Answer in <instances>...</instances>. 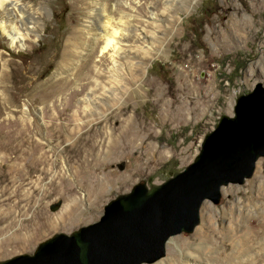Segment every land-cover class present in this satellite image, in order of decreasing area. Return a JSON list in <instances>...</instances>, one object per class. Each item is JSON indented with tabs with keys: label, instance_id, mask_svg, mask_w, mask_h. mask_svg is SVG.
Here are the masks:
<instances>
[{
	"label": "rangeland",
	"instance_id": "obj_1",
	"mask_svg": "<svg viewBox=\"0 0 264 264\" xmlns=\"http://www.w3.org/2000/svg\"><path fill=\"white\" fill-rule=\"evenodd\" d=\"M20 1L29 6V0ZM36 1L44 5V10L37 5L31 9L39 31L25 40L23 49L10 48L0 28V261L33 255L52 236H70L99 221L104 206L134 185L150 189L183 171L219 119L233 116L236 99L258 83L264 87V0ZM104 5L115 19L132 20L144 31L122 52L121 82L127 86L118 104L109 102L100 86L113 89L110 60L99 66L100 76L81 80L76 75L89 54L83 46L90 38L88 23ZM146 34L149 44L143 43ZM145 44L146 55L133 53ZM99 56L100 51L97 60ZM65 62L74 68L67 87L51 81ZM132 73L138 78L131 83ZM77 85L87 88L69 96ZM89 97L97 101L90 107L93 117L82 119L88 121L85 127L67 139L65 125L73 129L75 122L66 121L64 109L75 111ZM122 106L125 112H119ZM58 113L61 117L53 120ZM58 124L60 137L51 134ZM110 128L122 132L116 140L118 155L75 172L84 158L72 143L84 145L85 139L93 141ZM31 149L37 158L45 154L56 159L49 174L30 165ZM219 193L217 204L202 201L193 232L171 236L165 255L143 264L173 257L176 264H264V156L256 160L250 178L221 185ZM56 204L59 208L51 211ZM207 214L211 217L205 222ZM63 218L68 228L49 227ZM14 236L33 238L32 249L11 252L13 245L2 247V240Z\"/></svg>",
	"mask_w": 264,
	"mask_h": 264
},
{
	"label": "water",
	"instance_id": "obj_2",
	"mask_svg": "<svg viewBox=\"0 0 264 264\" xmlns=\"http://www.w3.org/2000/svg\"><path fill=\"white\" fill-rule=\"evenodd\" d=\"M264 156V87L239 96L233 116H222L207 133L193 162L150 189L136 184L103 208L99 221L40 243L33 255L0 264H143L165 255L174 235L199 224L203 200L217 204L219 188L250 178ZM59 204L52 205L56 211Z\"/></svg>",
	"mask_w": 264,
	"mask_h": 264
},
{
	"label": "bare ground",
	"instance_id": "obj_3",
	"mask_svg": "<svg viewBox=\"0 0 264 264\" xmlns=\"http://www.w3.org/2000/svg\"><path fill=\"white\" fill-rule=\"evenodd\" d=\"M29 1H30L29 6H26V5L23 6L20 0H0V15H1L0 28L4 32L6 37L9 38L10 40L9 46L12 49H19V48L23 49L26 46L25 40L28 39L32 34L36 36L38 34V31H39L38 18L33 12H31V9L35 8V6L37 5V6H40L39 7L40 10H44L43 8L44 5L42 6V2L37 3L36 0H29ZM106 12H107L106 6L104 5L103 9H99L92 13L93 18L91 19V21L88 23L89 25L87 26V29L90 34L89 36L90 38L88 42L84 43V45L82 44L83 46L87 47V50H89V54H87L86 58L84 59V62L78 67V69L76 68L77 69L76 75L79 76V79L81 80H90L91 78H93L92 75L95 73L96 75L100 76L102 72H101V69H99V66L106 65V63H108V61L110 60L112 62V68H110V71H108L109 73L108 78H109V83L111 84V86H113V89L110 91H106L104 90L106 87L103 84L102 85L99 84V85L103 89V92L109 95L108 96L110 97L109 102L111 101V103L118 104L120 102L119 96L124 91H126V86H127V84L125 85V84H122L121 82L123 80L121 73L123 72L124 67H125V66L123 67L122 63L120 62L122 58V52L126 51L125 47L128 46L127 44L129 42L136 43L137 42L136 40L140 37L141 34L143 35L144 31L141 30L143 33L142 32L140 33V29H137L130 23L132 20L130 22L123 21L122 18L117 20L113 17V15H111L110 13H106ZM20 23H21V26L19 27L18 24ZM148 37H149L148 34H146L143 37V40H144L143 43L149 44L148 40L150 39ZM77 45H79L78 42H77ZM148 47L147 45L143 48L136 46V48L133 47L134 50L133 49L132 50L134 54H140V52L142 53L143 51V53L146 55L149 51ZM99 51H100V56L97 60L96 55ZM124 57L125 58L127 57L126 59L129 58V61L133 59V57H130V56L128 57L127 54ZM130 64H129L130 66H127V67H129V70L133 72V68L135 65L133 63H130ZM72 69L74 68H72L71 62L62 63L59 69L62 72H60V74L59 73L55 74L54 77L51 79V81H55V82L63 81L65 83L64 84L65 87L70 86V84H72L71 79L73 78V73H74L72 72ZM130 76H131L130 78L132 79L130 80L131 83L138 78V76L135 77V74L133 75V73ZM86 88H87V85H77V88L71 94H69V96H75L77 94L83 93L86 90ZM92 92L94 94V89L92 90ZM127 100H129V98ZM95 102L97 101L96 100L92 101V98L89 97L84 101L83 107L77 106V110L75 111L73 110V111L68 112L70 106L64 109L62 116H66V121H68V123L75 122L73 129H71V126H69L68 124L65 125L66 131H64L63 133L67 139H69L73 135V133L79 132L83 127H85L88 121L83 122L82 119L93 117V113L90 110L91 109L90 107L94 106L96 104ZM124 108L125 107L122 106L119 109V112L123 111ZM66 111L68 113H66ZM59 117H61V115L58 113V115L55 114L52 119L57 120ZM57 127H60V128L58 129L55 128L54 134L53 133L51 134L53 136L60 137L59 136L60 134H57V133L59 132V130H61L62 125L58 124ZM127 129L128 128H126V130ZM120 130L121 129L115 130L112 128H110L109 130L105 129L104 131L100 133V135L96 134L98 137L97 139L94 138L93 141L92 140L87 141L88 138L85 139L83 141L84 145H81V144L79 145V140L72 143V149H75L79 151L80 153H82L83 158H84L83 160L84 164L81 165L80 168L78 166V169L76 168L75 172L82 173L87 170L88 166L92 165L94 167L95 166L94 164L96 165L100 164L101 159L103 157L117 156L118 150H116V140H117V136L122 135V132ZM89 142H91V148L89 147V149H86L87 148L86 145ZM34 151H35L34 149H31L30 151H28V154L30 156V165L32 167L36 166L35 169L38 170L39 172L49 174L50 169L53 168V163L56 162V159L55 161H52L50 157L46 156L45 154H43L40 158H37L35 156ZM55 153H53L52 156L56 155ZM205 207L206 209L208 208L207 205ZM205 217H206L205 222H207L208 220H210L211 215L207 214ZM48 225L53 230L58 229V228H68L69 227L67 220L65 218L61 219L56 224L51 222ZM202 232L204 233V230ZM169 240L173 241L171 238ZM34 241L35 240H33V238L31 239L29 237L14 236V237H9L6 240H2L1 245L2 247H8V246L13 245L11 252H14V251L21 250V249L22 250L32 249L31 247ZM186 256L189 258H193L194 255L187 252ZM173 258H168L165 262H162L160 264H176L174 263Z\"/></svg>",
	"mask_w": 264,
	"mask_h": 264
}]
</instances>
